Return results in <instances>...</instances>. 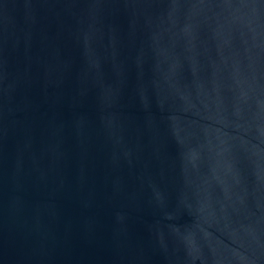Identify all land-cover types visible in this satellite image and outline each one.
I'll use <instances>...</instances> for the list:
<instances>
[{
    "label": "water",
    "instance_id": "water-1",
    "mask_svg": "<svg viewBox=\"0 0 264 264\" xmlns=\"http://www.w3.org/2000/svg\"><path fill=\"white\" fill-rule=\"evenodd\" d=\"M0 264H264V0H0Z\"/></svg>",
    "mask_w": 264,
    "mask_h": 264
}]
</instances>
